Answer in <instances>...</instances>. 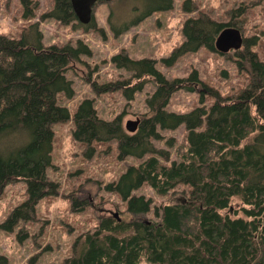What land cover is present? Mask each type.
<instances>
[{
	"label": "trees",
	"instance_id": "obj_1",
	"mask_svg": "<svg viewBox=\"0 0 264 264\" xmlns=\"http://www.w3.org/2000/svg\"><path fill=\"white\" fill-rule=\"evenodd\" d=\"M123 1L132 3L139 13L118 25L111 23L115 37L155 11L172 9L171 0ZM19 2L22 18L32 19L36 3ZM52 2L42 18L78 26L70 0ZM192 9L191 0H186L183 10ZM111 18L112 11L109 23ZM94 26V18L88 25L79 23L84 30ZM226 27L229 25L204 14L187 19L183 43L162 61L171 66L177 56L200 47L214 52L215 39ZM250 43L243 39L242 49L234 51L237 70L248 76L247 85L235 99L220 96L198 79L196 72L186 79L168 80L153 60L132 59L125 50L110 58L115 68L132 72L136 79L147 76L154 81L156 89L145 102L151 115L143 117L137 130L128 134L121 117L102 120L93 100L83 99L72 118L73 139L86 145V156L94 152L92 143L109 141L117 142L119 160L151 156L127 167L116 181L105 186L126 204L127 218H100L92 231L74 239L72 254L59 264H264V62L250 49L254 45ZM83 55L90 56L91 50L81 41L76 46H44L37 22L25 27L19 38L0 35V194L18 179L25 181L27 194L0 223L2 232L12 233L20 221L33 220L39 200L58 194L59 185L46 175L52 164L51 125L68 121L70 114L57 104L56 96H73L65 72ZM124 85L93 83L92 89L101 94ZM122 89L125 98L131 100L142 83ZM179 90L197 91L200 106L187 113L167 112L164 107ZM206 97L213 100L208 108L203 106ZM181 125L186 131L185 150L178 160L161 164L159 158L168 161L170 155L157 149L152 140L160 139L158 130H174ZM250 136V141L242 144ZM144 184L158 195H166L178 185L190 190L175 202L154 208L157 222H145L142 216L149 212L151 201L133 195ZM234 198L248 207L243 212L249 220L221 213L230 209ZM73 208L79 210L80 206L74 202ZM20 235L19 239L25 238V234ZM0 264H7V259L0 256Z\"/></svg>",
	"mask_w": 264,
	"mask_h": 264
},
{
	"label": "rangeland",
	"instance_id": "obj_2",
	"mask_svg": "<svg viewBox=\"0 0 264 264\" xmlns=\"http://www.w3.org/2000/svg\"><path fill=\"white\" fill-rule=\"evenodd\" d=\"M33 1L37 5L35 16L25 20L19 0H0V35L19 38L25 27L37 22L44 46H76L81 41L89 47L91 55L80 56L79 61L70 63L65 72L72 83L73 96L67 98L63 93L56 96L57 104L66 107L70 114L68 121L51 125L52 164L46 170V175L59 185L58 194L39 200L33 220L20 221L12 233L0 231V256L7 259V264L62 263L72 254L74 239L92 231L100 218H127L126 204L116 193L107 192L105 186L116 181L127 167L138 165L151 154L141 159L129 156L119 160L117 142L109 141L92 143L94 152L86 156V145L75 141L72 136V118L83 99L93 100L97 116L102 120L112 121L121 117L124 130L126 121L139 120L141 123L143 117L151 115L145 102L156 89L154 81L147 76L136 79L132 72L115 68L110 62L113 55L125 50L132 59L153 60L155 67L168 80L186 79L196 72L198 79L217 90L220 96L235 99L247 85L248 76L237 70L234 51L220 54L216 50L211 52L200 47L196 52L177 56L171 66H166L162 61L183 43L184 22L204 14L218 23L239 29L243 39L250 40V45L253 42L250 49L264 62V0H191L193 9L190 12L183 10L186 0H171L172 9L151 13L118 37L113 36L110 24L129 21L139 13L129 1H98L93 8L94 29L87 30L80 28L77 21L75 24L78 26L74 27L73 24L63 25L51 18H42L52 8V0ZM240 9L241 14L237 15ZM110 11L112 18L109 23ZM116 82L125 84L122 88H133L142 83V89L134 92L131 100L125 98L122 88L101 94H96L92 89L93 83L100 86ZM212 103L213 100L206 97L203 106L208 108ZM198 106L197 91L179 90L170 96L164 108L167 112L179 114L190 112ZM158 131L161 137L152 140V143L157 149L169 153L168 161L159 158L161 164L169 165L171 161L178 160L179 154L185 150L186 131L182 125L174 130ZM251 136L242 144L249 142ZM189 190L187 186L178 185L166 195H158L144 184L133 195H142L151 201L150 210L142 216V220L157 222L159 218L155 217L154 208L175 202L184 193L188 194ZM26 198L23 179L7 184L0 194V223ZM74 202L81 209L75 210ZM247 208L234 198L230 209L221 213L232 219H248L243 212ZM19 234H25V238L19 239Z\"/></svg>",
	"mask_w": 264,
	"mask_h": 264
},
{
	"label": "water",
	"instance_id": "obj_3",
	"mask_svg": "<svg viewBox=\"0 0 264 264\" xmlns=\"http://www.w3.org/2000/svg\"><path fill=\"white\" fill-rule=\"evenodd\" d=\"M98 1L110 2L111 0H70L72 10L78 22L85 26L88 25L93 17V8ZM243 44V36L239 29L234 27H226L222 29L214 42V48L220 54H227L231 51H238ZM140 121L128 120L125 123V131L134 133ZM116 217V214H114Z\"/></svg>",
	"mask_w": 264,
	"mask_h": 264
},
{
	"label": "bare ground",
	"instance_id": "obj_4",
	"mask_svg": "<svg viewBox=\"0 0 264 264\" xmlns=\"http://www.w3.org/2000/svg\"><path fill=\"white\" fill-rule=\"evenodd\" d=\"M76 20H77V18H76ZM78 21V20H77ZM216 40V39H215Z\"/></svg>",
	"mask_w": 264,
	"mask_h": 264
}]
</instances>
